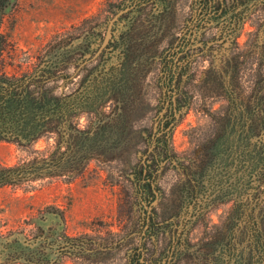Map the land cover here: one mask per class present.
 Here are the masks:
<instances>
[{
    "label": "rangeland",
    "instance_id": "374dc122",
    "mask_svg": "<svg viewBox=\"0 0 264 264\" xmlns=\"http://www.w3.org/2000/svg\"><path fill=\"white\" fill-rule=\"evenodd\" d=\"M201 1L0 0V33L16 65L87 47L86 60L69 66L75 73L98 62L110 21L128 9L101 60L124 61L130 79L79 120L81 128L111 122L105 157L92 156L82 175L0 188V264H217L218 235L236 206L264 202L255 148L264 140V55L226 49L224 22L194 39ZM24 149L0 142V167L20 163Z\"/></svg>",
    "mask_w": 264,
    "mask_h": 264
},
{
    "label": "trees",
    "instance_id": "16d2710c",
    "mask_svg": "<svg viewBox=\"0 0 264 264\" xmlns=\"http://www.w3.org/2000/svg\"><path fill=\"white\" fill-rule=\"evenodd\" d=\"M257 2L202 0L194 39L198 34L208 32L206 26L209 23L224 22L219 40L229 44L226 49L254 48L259 50L256 54L264 55V6ZM141 5H132V13L138 12ZM246 25L251 30L246 31ZM245 34L249 37L246 46L239 43ZM108 45L95 58V62L98 59L95 65L87 63L77 73L69 72V66L75 62L76 68L86 60L85 55L90 53L84 46L73 49L78 51L76 55L63 48L62 52L54 53L47 60L39 59L37 65H31V58H27L23 68L21 64H15V55L7 50L8 41L0 33V142L23 147L27 153L20 163L0 167V188L21 182L33 183L45 177L72 176L76 172L82 175L92 156L105 157L108 154V144L116 138L110 130L111 122L98 119L99 126L95 128H81L79 123L83 114L96 115L111 100L112 94L119 91L122 94L121 88L130 80L124 61L117 59L115 65L109 66L107 61L101 60L106 53L109 54ZM261 63L264 64V60ZM13 67L24 71L17 74L9 70ZM180 77L177 73L175 79L178 81ZM173 80L172 74L170 83ZM261 105L260 110L264 111V99ZM168 117L170 119L161 125L164 129L174 121L173 110L170 109ZM40 140L47 144L41 150L35 147ZM255 148L259 150V162H264L262 137L258 136ZM258 201L255 199L248 205L241 203L230 214L225 233L218 235L221 258L217 259V264H264V202ZM243 219L245 225L236 229V224ZM180 255L176 256L180 258ZM134 264H142L139 257Z\"/></svg>",
    "mask_w": 264,
    "mask_h": 264
},
{
    "label": "water",
    "instance_id": "95a60500",
    "mask_svg": "<svg viewBox=\"0 0 264 264\" xmlns=\"http://www.w3.org/2000/svg\"><path fill=\"white\" fill-rule=\"evenodd\" d=\"M128 9H125V10H122L120 11L109 23V26H108V29L106 31V34H105V37L103 39V42H102V45L100 46L98 52L95 54L94 57H96L100 52L101 50L105 47V45L107 44L108 40L110 39V36H111V27L112 25L114 24L115 21H117V19L122 15L124 14Z\"/></svg>",
    "mask_w": 264,
    "mask_h": 264
}]
</instances>
